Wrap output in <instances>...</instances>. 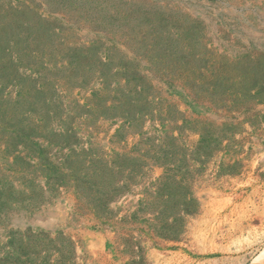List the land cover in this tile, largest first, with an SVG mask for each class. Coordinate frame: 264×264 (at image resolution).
<instances>
[{"label":"rangeland","instance_id":"rangeland-1","mask_svg":"<svg viewBox=\"0 0 264 264\" xmlns=\"http://www.w3.org/2000/svg\"><path fill=\"white\" fill-rule=\"evenodd\" d=\"M0 264H264V0H0Z\"/></svg>","mask_w":264,"mask_h":264},{"label":"trees","instance_id":"trees-1","mask_svg":"<svg viewBox=\"0 0 264 264\" xmlns=\"http://www.w3.org/2000/svg\"><path fill=\"white\" fill-rule=\"evenodd\" d=\"M191 200L190 201H186V202H184V211L185 212H187V213H189L190 211H191Z\"/></svg>","mask_w":264,"mask_h":264}]
</instances>
